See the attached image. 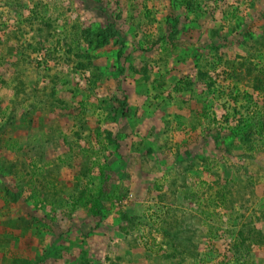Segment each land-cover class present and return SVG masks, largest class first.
<instances>
[{
    "label": "rangeland",
    "instance_id": "1",
    "mask_svg": "<svg viewBox=\"0 0 264 264\" xmlns=\"http://www.w3.org/2000/svg\"><path fill=\"white\" fill-rule=\"evenodd\" d=\"M0 264H264V0H0Z\"/></svg>",
    "mask_w": 264,
    "mask_h": 264
}]
</instances>
